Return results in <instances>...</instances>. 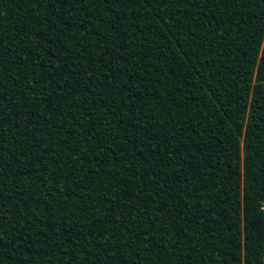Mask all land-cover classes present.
<instances>
[{
    "label": "trees",
    "instance_id": "obj_1",
    "mask_svg": "<svg viewBox=\"0 0 264 264\" xmlns=\"http://www.w3.org/2000/svg\"><path fill=\"white\" fill-rule=\"evenodd\" d=\"M264 0H0V264H262Z\"/></svg>",
    "mask_w": 264,
    "mask_h": 264
},
{
    "label": "rangeland",
    "instance_id": "obj_2",
    "mask_svg": "<svg viewBox=\"0 0 264 264\" xmlns=\"http://www.w3.org/2000/svg\"><path fill=\"white\" fill-rule=\"evenodd\" d=\"M262 264H264V256H263V263Z\"/></svg>",
    "mask_w": 264,
    "mask_h": 264
}]
</instances>
